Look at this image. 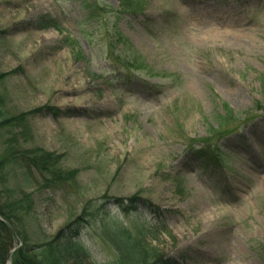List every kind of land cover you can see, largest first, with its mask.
<instances>
[{
    "label": "rangeland",
    "instance_id": "1",
    "mask_svg": "<svg viewBox=\"0 0 264 264\" xmlns=\"http://www.w3.org/2000/svg\"><path fill=\"white\" fill-rule=\"evenodd\" d=\"M139 1L0 0V122L27 115L0 128V207L31 247L91 208L78 243L100 264L109 221L163 226L146 242L173 264H264V0ZM224 107L240 120L218 129ZM41 152L75 178L32 168Z\"/></svg>",
    "mask_w": 264,
    "mask_h": 264
},
{
    "label": "trees",
    "instance_id": "2",
    "mask_svg": "<svg viewBox=\"0 0 264 264\" xmlns=\"http://www.w3.org/2000/svg\"><path fill=\"white\" fill-rule=\"evenodd\" d=\"M118 1L120 7L119 12L123 13H135L140 5L139 0ZM45 18L39 20L40 27H38V30H59V26L54 20ZM63 42L68 46L71 45V40L68 38H65ZM126 62L127 66L122 64L121 67L128 68V70H131L130 68L140 70L139 67H135L132 64L135 63L134 60H128ZM6 77L7 75H0V82ZM2 106L3 101L0 99V108ZM224 112V116L219 117L221 124L218 125V129H226V127L232 126L233 123L240 120V118L236 117L226 107H224ZM26 116V114H22L15 118H2L0 128L18 124ZM192 153L200 160L205 161V165L217 163L219 160L216 150L209 152L207 148H203L199 150L195 149ZM29 162L30 166L35 170L50 175L51 180L67 183L75 178V173L73 172L62 173L58 170L59 158L53 154L41 152L39 155L30 158ZM2 166L3 162H0V172L2 171ZM128 202L130 206H123L124 202L121 199H113L114 205L125 211L128 208H132L135 199L132 198ZM17 209H20V207L13 204L1 205L0 207V264H5V261L9 257L12 260V264H100L93 261L90 251L78 243V238L83 227H86L89 224V219L94 216L91 208L88 210L85 209L81 217L69 224L51 242L40 247L29 246L24 239H20L19 232L16 229L14 230ZM109 222L103 225L102 236L114 253L115 258L112 264H173V261L167 260L166 256L161 255L157 249L152 248L146 242L147 235L153 232H160L161 230L164 231L163 226L153 227L148 231H143L142 227H136L137 231L135 234H132L117 226L110 227ZM17 239L20 240V244L18 248H15L13 243Z\"/></svg>",
    "mask_w": 264,
    "mask_h": 264
}]
</instances>
